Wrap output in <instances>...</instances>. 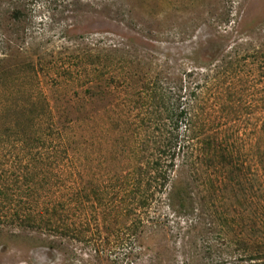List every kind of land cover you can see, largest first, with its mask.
I'll return each mask as SVG.
<instances>
[{"label":"rangeland","instance_id":"1","mask_svg":"<svg viewBox=\"0 0 264 264\" xmlns=\"http://www.w3.org/2000/svg\"><path fill=\"white\" fill-rule=\"evenodd\" d=\"M262 51L264 0H0L1 101L29 107L25 97L43 92L60 108L65 105L56 102L57 95L82 92L73 82L78 77L88 82L102 74L98 81L109 90L116 73L125 77L126 84L116 90L120 100L104 104L110 111L108 133H103L110 159L119 153L132 158L140 152V140L152 139L151 130L134 128L147 117L146 104L153 112L151 101L138 93L158 75L194 74L202 85L207 77L215 78L205 91L208 106L226 112L213 118L228 122L249 145L254 127L264 125V61L257 55ZM117 63L121 66L114 72ZM143 74L148 80L140 81ZM67 82L74 84L65 87ZM16 98L21 101L13 102ZM114 110L121 111L119 131ZM95 139L99 152L98 134ZM223 173L222 184L213 189L199 177L191 216L167 203L152 206L151 217L160 219L145 221L142 233H129L123 243L112 236L100 259L83 243L51 238L57 245L51 250L40 243L47 237L0 229V264H113L116 258L117 264L264 262L252 232L255 213L264 222V201L257 204L249 176Z\"/></svg>","mask_w":264,"mask_h":264},{"label":"trees","instance_id":"2","mask_svg":"<svg viewBox=\"0 0 264 264\" xmlns=\"http://www.w3.org/2000/svg\"><path fill=\"white\" fill-rule=\"evenodd\" d=\"M257 55L264 61V51ZM117 66L121 64L113 67L114 72ZM121 74L113 78L114 91L98 81L102 74L88 82L78 77L73 82L81 93L57 95L56 102L65 107L53 106L52 97L43 92L25 97L29 107L0 99V229L47 237L40 243L51 250L57 248L51 238L83 243L100 259L112 236L123 243L122 237L129 233H142L145 221L160 219L157 214L151 217L152 206L167 203L177 213L191 216L199 177L213 189L222 184L225 169L239 179L249 176L257 204L264 201V125L254 127L253 139L246 145L243 134L228 122H216L213 117L224 115L226 108L208 106V87L215 78L207 77L202 85L194 74L158 75L143 85L138 96L151 101L153 112L146 104L147 117L134 129L151 130L152 139L140 140V152L132 158L123 153L108 158L103 133H108L110 111L104 104L120 100L116 90L126 84ZM235 79L230 80L229 90ZM73 84L67 82L65 87ZM112 112L119 131L121 111ZM259 215L255 213L258 222L252 232L259 238L256 248L264 253V222ZM122 219L131 224L122 225ZM117 263L119 258L113 260Z\"/></svg>","mask_w":264,"mask_h":264}]
</instances>
